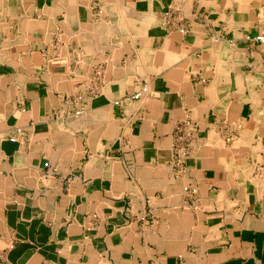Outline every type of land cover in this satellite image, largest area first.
<instances>
[{
	"label": "crops",
	"instance_id": "crops-1",
	"mask_svg": "<svg viewBox=\"0 0 264 264\" xmlns=\"http://www.w3.org/2000/svg\"><path fill=\"white\" fill-rule=\"evenodd\" d=\"M261 28L264 0H0V264H264Z\"/></svg>",
	"mask_w": 264,
	"mask_h": 264
},
{
	"label": "built area",
	"instance_id": "built-area-1",
	"mask_svg": "<svg viewBox=\"0 0 264 264\" xmlns=\"http://www.w3.org/2000/svg\"><path fill=\"white\" fill-rule=\"evenodd\" d=\"M253 39L258 42V43H262L264 44V28H261L253 37ZM147 86L144 85L142 87V90L135 93L133 95L134 98H139L141 96L142 92L147 91ZM183 125L185 126V129H179L178 131V135L177 138L179 140L180 143V148L182 147V141L184 140H190L193 138V131L195 130V124H193L191 121L189 120H184Z\"/></svg>",
	"mask_w": 264,
	"mask_h": 264
}]
</instances>
